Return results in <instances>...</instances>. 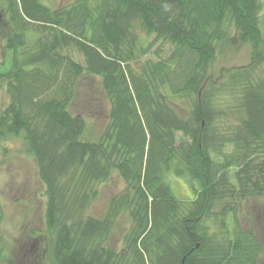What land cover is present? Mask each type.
<instances>
[{"label": "trees", "instance_id": "obj_1", "mask_svg": "<svg viewBox=\"0 0 264 264\" xmlns=\"http://www.w3.org/2000/svg\"><path fill=\"white\" fill-rule=\"evenodd\" d=\"M260 9V0H7L0 158L19 140L35 159L55 264H258L264 234L242 227L236 207L264 198ZM237 38L253 44L249 63L211 79L209 61ZM84 74L109 100L97 132L71 106ZM172 97L187 103L183 113ZM113 171L125 187L88 214ZM171 175L191 182L193 198L173 193ZM4 250L0 234V264Z\"/></svg>", "mask_w": 264, "mask_h": 264}, {"label": "rangeland", "instance_id": "obj_2", "mask_svg": "<svg viewBox=\"0 0 264 264\" xmlns=\"http://www.w3.org/2000/svg\"><path fill=\"white\" fill-rule=\"evenodd\" d=\"M43 3L57 7L70 0H41ZM261 1L259 12L262 35L264 41V0ZM7 18V0L0 1V70H6L12 63L11 51L6 49L5 22ZM232 34L235 32L232 30ZM152 36L149 37L151 39ZM261 42L260 47H263ZM253 44L238 40L220 47L208 63V76L211 79H222L228 71L244 66L250 61ZM76 61L83 62L82 56L70 47L66 49ZM173 105L184 112L187 103L173 98ZM8 102L5 84H0V105ZM72 110L80 112L89 127L97 132L107 121L109 100L100 87L98 77L84 74L80 77L76 88ZM10 151L0 158V207L2 219L0 234L4 240L2 264H55L52 258V232L46 224L47 195L45 184L38 176L35 159L22 150L19 140L8 143ZM227 146L225 150H229ZM234 168L230 169L232 173ZM173 193L181 199H191L194 196L193 186L184 178L171 175L168 178ZM198 188L196 182L193 183ZM125 187L124 181L112 172L106 182L97 185L98 196L87 208V213L100 216L107 200L113 194ZM236 217L242 227L252 228L264 234V198H252L243 201L236 207ZM229 230L232 227V215H227ZM129 225V218L118 219L116 240L117 246L122 245V235ZM31 234V235H30ZM258 264H264V251L258 259Z\"/></svg>", "mask_w": 264, "mask_h": 264}]
</instances>
